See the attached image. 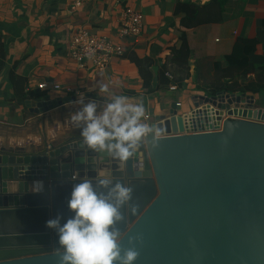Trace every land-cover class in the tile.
<instances>
[{
	"label": "water",
	"instance_id": "obj_1",
	"mask_svg": "<svg viewBox=\"0 0 264 264\" xmlns=\"http://www.w3.org/2000/svg\"><path fill=\"white\" fill-rule=\"evenodd\" d=\"M193 105L185 115L177 104L147 114L158 146L150 137L123 165L88 149L80 132L35 153L0 146V264H60L46 221L69 218L73 185L102 170L133 189L117 227L121 247L140 253L135 264H264V108L252 95L226 93Z\"/></svg>",
	"mask_w": 264,
	"mask_h": 264
},
{
	"label": "crops",
	"instance_id": "obj_2",
	"mask_svg": "<svg viewBox=\"0 0 264 264\" xmlns=\"http://www.w3.org/2000/svg\"><path fill=\"white\" fill-rule=\"evenodd\" d=\"M181 5H195L200 11L187 18L186 12H177ZM129 8L143 14L144 30L139 38L121 40V17ZM199 21L203 23L199 25ZM78 27L109 37L122 45L124 55L103 74L80 68L69 50ZM182 35L191 51L188 78L171 63ZM240 38L257 40L256 55H264V0H90L74 14L68 10V0H0V39L5 50L0 68V142H9L14 149L23 147L27 153L67 142L68 135L78 132L66 133L63 124L69 132L79 129L70 116L81 106L77 103L81 98L85 103L95 99L100 111L110 96L133 93L131 102L143 101L146 115L161 116L174 104H181L180 115L189 114L194 97L216 91L215 64L227 68L226 57ZM134 58L151 62L153 89L160 86L164 74L170 81L184 79L182 85L160 86L149 93ZM11 76L25 78L28 90L46 93L47 98L21 104L14 96ZM254 79L255 74L248 76L249 82ZM238 81L246 85L242 79ZM45 83L50 87L47 90L41 89ZM55 84L62 90H53ZM101 84L107 85V92H100ZM67 89L73 92L68 94ZM246 95L254 96L257 104L258 94ZM58 100L68 101L43 114L30 111L41 102Z\"/></svg>",
	"mask_w": 264,
	"mask_h": 264
},
{
	"label": "clouds",
	"instance_id": "obj_3",
	"mask_svg": "<svg viewBox=\"0 0 264 264\" xmlns=\"http://www.w3.org/2000/svg\"><path fill=\"white\" fill-rule=\"evenodd\" d=\"M107 91V85L101 84L100 92ZM77 103L81 107L71 114L70 121L80 129L88 149L106 152L123 165L150 137L152 146H158L160 131L146 122L143 101L133 103L126 95H112L100 111L95 99L85 103L81 98ZM34 185L38 192L44 188L42 180ZM132 193L127 184L115 181L111 171H99L95 180L74 184L67 201L72 215L66 220L57 215L46 221V227L57 234L60 264H135L140 253L135 247H121L117 227L124 219L121 209L132 200Z\"/></svg>",
	"mask_w": 264,
	"mask_h": 264
},
{
	"label": "trees",
	"instance_id": "obj_4",
	"mask_svg": "<svg viewBox=\"0 0 264 264\" xmlns=\"http://www.w3.org/2000/svg\"><path fill=\"white\" fill-rule=\"evenodd\" d=\"M180 11L186 12L188 18V16L195 17L200 10L199 7L195 5H181L177 12ZM201 23L203 22L199 21V25H201ZM184 24L191 26L187 21H185ZM181 42V47L177 50H173L171 63L178 65L179 68L185 72V78H188L191 51L185 35H182ZM257 45V40L240 38L234 45L232 53L226 57L227 68L222 69L219 64H215L216 79L213 85L216 91L209 92V96H216L219 93H250L256 95L264 91V55H256ZM4 59L5 50L0 39V68L4 65ZM133 61L137 64L140 76L143 79L144 88L147 89L149 93L156 91L160 86H169L174 83L180 86L182 85L184 79H175L174 82V80H168L164 74L160 78V86L153 89V76L150 71L151 62L149 60H139L136 58H134ZM250 74H255V79L251 82L248 81V76ZM236 78L245 81L246 85H241L238 81L239 79L235 80ZM224 79L234 80V82L231 84L225 83L223 82ZM11 83L14 96L21 104L27 100L41 101L47 98L46 93L28 90V81L25 78L11 76ZM128 97H134V94H129Z\"/></svg>",
	"mask_w": 264,
	"mask_h": 264
},
{
	"label": "built area",
	"instance_id": "obj_5",
	"mask_svg": "<svg viewBox=\"0 0 264 264\" xmlns=\"http://www.w3.org/2000/svg\"><path fill=\"white\" fill-rule=\"evenodd\" d=\"M90 0H68V10L74 14L81 10ZM144 30L143 14L133 10L126 9L121 17L119 27V38H139ZM71 58L82 69H90L96 74L105 73L111 63L124 55L122 45L115 44L109 37L98 36L91 33L84 27H78L72 35L69 45ZM48 84H42L41 89H49ZM55 91H61L60 85L52 86ZM70 94L71 89L65 90ZM181 106V104H178ZM148 119V116H146ZM50 149V147H49Z\"/></svg>",
	"mask_w": 264,
	"mask_h": 264
},
{
	"label": "rangeland",
	"instance_id": "obj_6",
	"mask_svg": "<svg viewBox=\"0 0 264 264\" xmlns=\"http://www.w3.org/2000/svg\"><path fill=\"white\" fill-rule=\"evenodd\" d=\"M258 105H259V106H264V91L260 92V93L258 94V96H257V106H258ZM259 106H258V107H259ZM80 107H81V106H80ZM80 107H78L76 111H78V110L80 109ZM101 108H103V106H102ZM101 110H102V109H101ZM76 111H75V112H76ZM75 112H74V113H75ZM64 117H65V116H64ZM68 117H69V115H68ZM68 117H67V118H68ZM76 135H77V134H70V135H68L67 138L69 139V138H71V137H73V136H76ZM3 147L8 148L9 146H8V147L3 146Z\"/></svg>",
	"mask_w": 264,
	"mask_h": 264
},
{
	"label": "bare ground",
	"instance_id": "obj_7",
	"mask_svg": "<svg viewBox=\"0 0 264 264\" xmlns=\"http://www.w3.org/2000/svg\"><path fill=\"white\" fill-rule=\"evenodd\" d=\"M73 126H74V125H73ZM63 127H64L65 129H67V130H66V133H77V132H79V131H80V129H76V130H75V131H73V132H72V131H71V132H69V131H68V127H66L64 124H63ZM61 137H62V136H61ZM20 142H21V141H20ZM3 144H5L6 146H9L10 148H13V147L10 145V143H9V142H7V141H6V142L4 141V142H2V143L0 142V145H3ZM17 144H18V143H17ZM19 149H24V148H23V147H21V148H19Z\"/></svg>",
	"mask_w": 264,
	"mask_h": 264
}]
</instances>
